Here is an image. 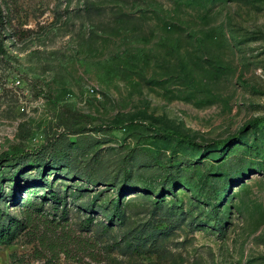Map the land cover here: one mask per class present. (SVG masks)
I'll return each mask as SVG.
<instances>
[{"label":"rangeland","instance_id":"rangeland-1","mask_svg":"<svg viewBox=\"0 0 264 264\" xmlns=\"http://www.w3.org/2000/svg\"><path fill=\"white\" fill-rule=\"evenodd\" d=\"M0 212V264H264V0H0Z\"/></svg>","mask_w":264,"mask_h":264},{"label":"trees","instance_id":"trees-1","mask_svg":"<svg viewBox=\"0 0 264 264\" xmlns=\"http://www.w3.org/2000/svg\"><path fill=\"white\" fill-rule=\"evenodd\" d=\"M185 140L192 143V141L189 139H185ZM27 190H30V189H27ZM55 195H57V194H54V196ZM56 198H58V197H56ZM0 217H1V212H0ZM15 224L16 223H14V222L6 223L5 225L0 223V246L12 243L13 239L16 236L17 229L20 227L19 223H17L16 226H15ZM13 226H15V227L13 228Z\"/></svg>","mask_w":264,"mask_h":264}]
</instances>
